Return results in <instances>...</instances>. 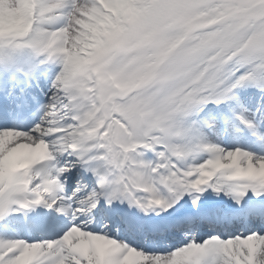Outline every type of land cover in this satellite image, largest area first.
Listing matches in <instances>:
<instances>
[{"label":"snow or ice","instance_id":"snow-or-ice-1","mask_svg":"<svg viewBox=\"0 0 264 264\" xmlns=\"http://www.w3.org/2000/svg\"><path fill=\"white\" fill-rule=\"evenodd\" d=\"M0 264H264V0H0Z\"/></svg>","mask_w":264,"mask_h":264}]
</instances>
